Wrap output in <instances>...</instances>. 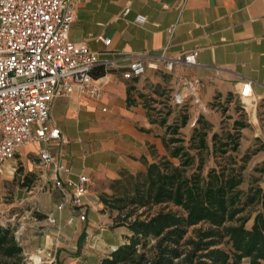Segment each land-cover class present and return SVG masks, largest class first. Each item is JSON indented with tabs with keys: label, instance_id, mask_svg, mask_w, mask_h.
<instances>
[{
	"label": "crops",
	"instance_id": "obj_1",
	"mask_svg": "<svg viewBox=\"0 0 264 264\" xmlns=\"http://www.w3.org/2000/svg\"><path fill=\"white\" fill-rule=\"evenodd\" d=\"M127 9L130 13L125 15ZM138 15L147 18L145 25L135 22ZM69 37L99 55L94 78L101 91L94 98L76 92L53 101L49 126L59 129L68 143L53 142L49 150L70 169L62 179L89 178L84 198L88 223L71 209L56 212L60 193L47 183L50 171L39 166V146L21 148L15 161L32 173L33 157L38 160L35 167L48 187L43 201L56 202L50 215L58 220L52 229H37L22 238L32 264L39 259L100 264L106 256L93 251L97 244L118 248L126 242L131 235L126 227H104L108 219L95 188L119 179L121 172H145L142 158L152 163L161 157L165 128L149 116V108L158 111L167 100L174 105L176 96H187L189 112L214 122L220 110H233L226 99L236 98L241 84L249 81L256 101L251 112L258 121V125L250 122L249 128L264 129V0H82ZM99 37L109 39L110 45ZM191 52L197 53L195 66L184 62ZM136 59L145 62L146 72L127 80L123 75ZM168 63H173L172 71L167 70ZM7 174L11 175L9 171L3 175ZM72 215L75 222L68 224ZM21 235L18 230V239ZM66 241H71L69 246ZM83 242L89 249L84 250Z\"/></svg>",
	"mask_w": 264,
	"mask_h": 264
},
{
	"label": "trees",
	"instance_id": "obj_2",
	"mask_svg": "<svg viewBox=\"0 0 264 264\" xmlns=\"http://www.w3.org/2000/svg\"><path fill=\"white\" fill-rule=\"evenodd\" d=\"M127 100L130 104V93ZM174 105L188 110L187 103ZM187 121L184 115L181 124L167 127L166 120H160L170 135L162 138L169 157L158 156L152 163L142 158L145 172H121L119 179L111 181L113 194L101 195L100 205L118 212L117 227H126L131 235L100 264L264 263V189L260 180L247 191L242 189L252 155H233L240 147L239 130L246 126L236 121L235 133L212 135L216 166L204 175L212 124L201 116L187 147L185 139L177 137ZM257 171L264 173V168ZM251 219L253 224L247 228ZM17 231L10 224L0 225V264H28L23 262Z\"/></svg>",
	"mask_w": 264,
	"mask_h": 264
},
{
	"label": "built area",
	"instance_id": "obj_3",
	"mask_svg": "<svg viewBox=\"0 0 264 264\" xmlns=\"http://www.w3.org/2000/svg\"><path fill=\"white\" fill-rule=\"evenodd\" d=\"M82 0H0V175L14 176L16 160L20 149L38 145V159L41 169L50 171L47 183L60 193L56 212L66 209L78 213L81 222L87 220L84 198L88 193L89 178L80 176L77 181L64 180L61 174H70V169L61 163L50 150V144L61 141L60 130L49 126L51 106L55 99L66 98L76 92L97 97L101 85L93 76L100 65V58L85 43L70 40V31L76 21L77 10ZM130 9L125 11V15ZM135 22L145 25L147 18L136 17ZM109 46L111 41L99 37ZM189 66L197 65V53L184 57ZM154 68V66H150ZM142 59L133 61L123 77L138 79L146 72ZM173 70V63L167 64ZM248 111L250 101L254 108L251 82L244 81L236 97ZM178 106L188 102L187 96L174 98ZM197 102V101H196ZM47 222L57 225L55 215H49ZM75 222V216L68 218V224ZM116 248H113L112 252ZM53 260L39 259L34 264H53ZM28 264H32L29 262Z\"/></svg>",
	"mask_w": 264,
	"mask_h": 264
},
{
	"label": "rangeland",
	"instance_id": "obj_4",
	"mask_svg": "<svg viewBox=\"0 0 264 264\" xmlns=\"http://www.w3.org/2000/svg\"><path fill=\"white\" fill-rule=\"evenodd\" d=\"M247 103L248 111L244 110V104L237 98H232L230 103L233 110L228 113L227 108L220 110L218 113V119L214 120V122H210L212 124V131L208 135V144L210 146V152H204L205 163L203 167V174L206 175L209 169L216 166L215 161L216 158L213 155V142L212 135L214 133L219 134L220 137H223L227 132L235 133V122L243 123L246 128L243 130H239L240 132V147L237 153L233 155H237L238 158H242L245 154H251V161L247 164V169L245 171V182L242 185V189L247 191L252 184L255 183L256 180H260L259 184L264 188V173H261L257 170L264 168V129L261 131H256L255 129H250L249 126L252 125L250 122L257 124L258 121L255 118V115L251 112L252 108L249 100H245ZM165 105H162L158 111H152V115L158 118L159 120H166V126H173L175 124H181L182 116L187 115L188 121L187 124L179 129V135L177 137L183 138L186 141V146H189V141L193 135L194 129L198 126L196 125L197 120L202 116L201 114H194L193 112H189L184 108H178L175 105L171 104L169 100L164 102ZM183 106V105H182ZM184 110V113L183 112ZM248 112H250L248 114ZM205 118V117H204ZM207 120V119H206ZM168 130H162V137L167 136ZM257 135V136H256ZM168 138L170 135L167 136ZM163 154L161 156L169 157V153L164 147L162 151ZM192 154H196V151H192ZM229 154H232L231 152ZM160 157V156H159ZM219 161L221 158H217ZM34 163H38L35 157L32 160ZM171 161L178 165L179 161L171 159ZM17 164V172L14 176L12 175H0V225L10 224L14 229L21 231V236H19V240L29 235L32 231H37L53 228V225L48 224L47 217L53 212L54 205L56 202H44L43 199L48 191V187L41 182V170L36 169V164L32 168V173L29 172V168L24 167V165L19 161H14ZM199 163V158L196 160V164L194 168ZM27 172V173H26ZM27 177L23 180V176ZM111 181H105L99 184L98 187L95 188V191L99 197L103 193L108 195H112L113 191L111 190ZM44 189H40L43 188ZM117 187V186H116ZM4 193V195H3ZM22 200H24L23 204H19ZM15 204L13 206H10ZM17 213V216L14 214ZM103 212L106 214L108 221L104 224V227L109 229L119 228L117 227L118 215L119 213L116 211H111L109 209H105L103 205ZM35 224L34 227H29L30 224ZM88 223V220L84 222V224ZM42 224V225H41ZM253 224V219H251L246 227L251 228ZM24 228V229H23ZM31 228V229H30ZM71 241H66V245L69 246ZM94 243V241L92 242ZM22 244V242H21ZM84 250L89 249L86 246V242H83ZM113 248L116 246H103L101 244H97L93 251L96 252L98 257L108 256ZM33 255V254H31ZM72 256L75 255V252L71 253ZM23 262H31L29 260V256H23ZM26 260V261H25ZM264 264V263H263Z\"/></svg>",
	"mask_w": 264,
	"mask_h": 264
}]
</instances>
